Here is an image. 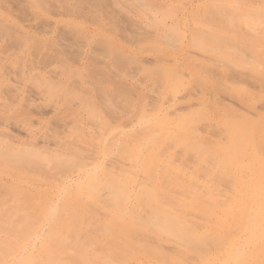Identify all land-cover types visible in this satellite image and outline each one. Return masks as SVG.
<instances>
[{
	"label": "rangeland",
	"instance_id": "1",
	"mask_svg": "<svg viewBox=\"0 0 264 264\" xmlns=\"http://www.w3.org/2000/svg\"><path fill=\"white\" fill-rule=\"evenodd\" d=\"M131 1L0 0V264H264V0Z\"/></svg>",
	"mask_w": 264,
	"mask_h": 264
},
{
	"label": "bare ground",
	"instance_id": "2",
	"mask_svg": "<svg viewBox=\"0 0 264 264\" xmlns=\"http://www.w3.org/2000/svg\"><path fill=\"white\" fill-rule=\"evenodd\" d=\"M128 1L132 2L131 0H128ZM133 2H134V1H133ZM176 30H177V29H176ZM170 31H172V30H170ZM177 31H178V30H177ZM172 33H173V32H172ZM175 33H176V32H175ZM167 36H169V35H167ZM170 36H171V35H170ZM182 37H183V36H182ZM168 38H169V37H168ZM184 38H185V37H184ZM184 38H182V40H183ZM169 39H170V38H169ZM180 39H181V38H180ZM171 40H173V39H171ZM169 41H170V40H169ZM173 41H175V40H173ZM179 41H181V40H179ZM179 41H177V43H179ZM170 42H172V41H170ZM72 153H74V152H72ZM72 153H71L70 155H72ZM70 155H69V156H70ZM72 156H73V155H72ZM74 156H75V155H74ZM66 157H67V156L64 157V158H65L64 161L67 160V162H68V158H69V157H68L67 159H66ZM75 158H76V160L79 159V158H77V157H75ZM77 161H78V160H77ZM69 162H70V161H69ZM75 162H76V161H75ZM0 168H1V167H0ZM3 168H5V167H3ZM0 170H1V169H0ZM5 170H6V168H5ZM3 171H4V170H3ZM106 175H107V174H105V176H106ZM109 175H110V174H108L106 177H105V176H104V177L107 178ZM111 175H112V174H111ZM109 177H110V176H109ZM107 184H108V183H107ZM104 185L106 186V183H105ZM104 185H103V186L100 185V186H101V187H104ZM97 188H98V187H97ZM104 189H105V188H104ZM89 190H90V189H89ZM102 190H103V188H102ZM116 191H118V188H117V190H114V193H116ZM88 192H89V191H88ZM90 192H91V190H90ZM93 192H94V191H93ZM101 192H102V191H101ZM9 193H10V192H9ZM150 193H151V192H150ZM88 194H89V193H88ZM95 194H96V193H95ZM99 194H100V193H99ZM2 195H3V194H2ZM90 195H91V194H90ZM113 195H114V194H113ZM0 196H1V195H0ZM95 196H96V195H93L90 199L94 198ZM116 196H117V193H116ZM116 196H115V197H116ZM163 196H164V195H163ZM167 196H169V195H167ZM99 197H100V195L97 196V198H98L97 201L100 200ZM106 198H107V197H106ZM154 198H158L157 195H156ZM163 198H164V197H163ZM166 198H167V197H166ZM166 198H165L164 201H166ZM101 199H102V198H101ZM114 199H115V198H114ZM159 199H160V198H158V201H160ZM167 199H168V198H167ZM170 199H171V198H169L168 200H170ZM4 200H5V199H4ZM105 200H106V201L109 200V201H107L106 203L110 205V203H111L110 199H105ZM154 200H155V199H154ZM43 201H44V200H43ZM155 201H156V200H155ZM161 201L163 202V200H161ZM161 201H160V202H161ZM108 202H110V203H108ZM1 203H2V200H1ZM99 203H100V202H99ZM106 208H107V207H106ZM115 209H116V208H115ZM117 210H118V209H117ZM6 213H7V212H6ZM77 214H78V213H77ZM105 215H106V214H105ZM75 217L77 218L78 216H75ZM132 217H133V216H132ZM150 217H151V215H150ZM1 219H4V218L2 217ZM1 221H5V219H4V220H1ZM62 221H63V220H62ZM6 222H7V221H6ZM22 222H23V221H22ZM74 222H75V220H74ZM1 224H2V223H1ZM18 224H20V223H18ZM21 224H22V223H21ZM29 224H30V223H29ZM29 224H28V226H29ZM116 224H117V222H116ZM32 225H33V224H32ZM0 226H1V225H0ZM30 226H31V225H30ZM117 226H118V225H117ZM33 227H34V226H33ZM114 227H115V226H114ZM118 227H119V226H118ZM118 227H117V228H118ZM0 228H1V227H0ZM28 228H29V227H27V230H29ZM135 228L137 229L138 227H135ZM7 229H9V228H7ZM25 229H26V228H25ZM31 229H32V227H31ZM31 229H30V230H31ZM15 230H17V229L15 228ZM15 230H14V231H15ZM27 230H24V231L27 232ZM35 230H36V229H35ZM11 231H12V229H11ZM19 231H20V230H19ZM19 231L17 230V232L19 233V235H21L22 233H20ZM5 232H6V231H5ZM8 232H9V231H7L6 233H8ZM17 232H16V233H17ZM21 232H22V230H21ZM6 233H4V234H6ZM12 233H13V231H12ZM14 233H15V232H14ZM16 233H15V234H16ZM23 233H24V232H23ZM26 234H27V233H25V236H26ZM29 234H30V233H29ZM10 235H11V234H10ZM8 236H9V235H8ZM21 236H22V235H21ZM21 236H20V237H21ZM25 236H24V237H25ZM12 237L14 238L13 235H12ZM15 237H16V236H15ZM22 237H23V236H22ZM22 237H21V238H22ZM24 237H23V238H24ZM6 243H7V242H6ZM53 244H54V243H53ZM2 246H3V244H2ZM5 248H6V247H5ZM5 248H4V250H6ZM52 248H53V245H52ZM54 248H55V247H54ZM166 248H168V246H167ZM56 249H57V248H56ZM51 250H52V249H51ZM54 250H55V249H54ZM52 251H53V250H52ZM7 252H8V251H7ZM9 253H11V252H9ZM3 254H4V253H3ZM6 254H7V253H6ZM12 255H13V254H12ZM0 258H1V257H0ZM53 262H54V261H53Z\"/></svg>",
	"mask_w": 264,
	"mask_h": 264
}]
</instances>
